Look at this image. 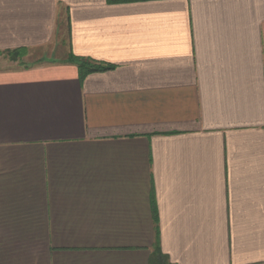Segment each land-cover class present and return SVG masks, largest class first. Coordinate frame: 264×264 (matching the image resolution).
Wrapping results in <instances>:
<instances>
[{
	"label": "crops",
	"instance_id": "obj_1",
	"mask_svg": "<svg viewBox=\"0 0 264 264\" xmlns=\"http://www.w3.org/2000/svg\"><path fill=\"white\" fill-rule=\"evenodd\" d=\"M62 15L111 68L0 70V264H264V0H0V51Z\"/></svg>",
	"mask_w": 264,
	"mask_h": 264
},
{
	"label": "rangeland",
	"instance_id": "obj_2",
	"mask_svg": "<svg viewBox=\"0 0 264 264\" xmlns=\"http://www.w3.org/2000/svg\"><path fill=\"white\" fill-rule=\"evenodd\" d=\"M67 22L65 15L60 16L56 22L51 44L29 48L28 55L21 60L13 61L6 55H0V70L32 67L41 61L69 62L70 33Z\"/></svg>",
	"mask_w": 264,
	"mask_h": 264
},
{
	"label": "trees",
	"instance_id": "obj_3",
	"mask_svg": "<svg viewBox=\"0 0 264 264\" xmlns=\"http://www.w3.org/2000/svg\"><path fill=\"white\" fill-rule=\"evenodd\" d=\"M28 53H29L28 48H18V49L0 51V55H6L7 57L11 58V60L13 61L21 60L22 58L26 57ZM69 62L74 63L78 66V68L80 69L81 77L92 73L106 71L111 68L109 66H102L101 64L94 62L90 58L77 57L74 56L73 54H70ZM155 257H156L155 259L156 264H166L164 258L161 256L160 253L157 254Z\"/></svg>",
	"mask_w": 264,
	"mask_h": 264
}]
</instances>
